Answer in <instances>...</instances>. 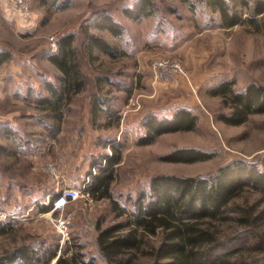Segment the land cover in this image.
Wrapping results in <instances>:
<instances>
[{
	"label": "rangeland",
	"instance_id": "1",
	"mask_svg": "<svg viewBox=\"0 0 264 264\" xmlns=\"http://www.w3.org/2000/svg\"><path fill=\"white\" fill-rule=\"evenodd\" d=\"M133 1L28 0L27 17L11 1L0 0V52L11 55L0 64V206L14 217L8 225L0 222L5 228L0 255L26 244L55 249L51 264L76 249L96 264H108L98 249L97 227L122 219L115 217L109 198H93L87 185L98 168L92 163L111 155L113 145L120 162L114 166L110 191L127 210L155 174L209 175L233 158L257 163L263 156L264 113L250 114L239 125L227 124L217 115L229 113V107L208 89L226 80L234 81L235 91L250 82L264 85V13L257 24L226 27L204 4L191 10L179 0H155L150 17L130 19L123 11ZM99 11L121 24V37L89 26ZM85 26L115 47L116 56L90 51ZM67 33L75 35L85 84L56 117L41 99L48 95L45 82L58 84L60 72L48 57ZM160 60L166 67L152 69ZM178 109L197 116L192 130L137 143L148 116L170 117ZM178 147L215 154L195 162L161 158ZM65 189L78 191L77 197L54 209L53 196ZM246 194L250 200L257 197ZM52 198L51 209L41 211ZM58 219L65 221L63 230ZM221 229L223 238L240 230L232 222ZM259 233L257 240L244 239L234 257L244 264H264V225ZM159 241V235L149 236L139 251L125 252L122 258L129 264H154ZM235 246L234 240L227 250Z\"/></svg>",
	"mask_w": 264,
	"mask_h": 264
},
{
	"label": "trees",
	"instance_id": "2",
	"mask_svg": "<svg viewBox=\"0 0 264 264\" xmlns=\"http://www.w3.org/2000/svg\"><path fill=\"white\" fill-rule=\"evenodd\" d=\"M179 1L187 3L191 10L197 3L206 5L219 14L221 24L226 27L244 21L257 24L261 20L259 15L264 13V0ZM155 8V0H134L123 12L130 19H141L150 17ZM89 23L90 27L106 29L116 37L122 35L123 27L108 12L95 13ZM82 32L90 51L97 49L116 56L117 49L103 37L90 33L87 26ZM74 38L73 33L59 37L57 50L48 57L60 76L58 84L45 82L48 95L41 103L56 117L61 116V106L85 84ZM10 56L7 51L0 52V64ZM233 84V80H226L208 89L209 94L219 95L229 107V113H219L217 118L227 124L239 125L250 114L264 113V85L250 82L242 90L235 91ZM196 122L197 116L188 109H178L170 117L150 115L143 121L144 134L137 143L146 145L167 132L192 130ZM112 147L111 155H102L92 163L98 168L87 185L93 198H109L115 217L122 219L104 228L97 227V245L106 263L129 264L122 254L139 251L149 236L156 235L160 236V241L154 249V264L245 263L234 257L235 252L242 247L244 239L261 237L259 231L264 225V154L257 163L233 158L209 175L155 174L150 178L148 188L137 194L132 208L127 210L112 198L110 191L114 166L120 162L117 145ZM214 154L195 147H178L161 158L172 162H195L212 158ZM246 193L257 197L250 200ZM53 198L41 207V211L51 209ZM229 222L240 230L223 238L221 226ZM9 223L11 220L1 222L2 226ZM2 226L0 234L5 231ZM234 240L237 246L227 250ZM260 240L262 243V238ZM55 256L56 250L49 246L39 250L21 244L1 254L0 264H51ZM52 264L96 262L76 249L69 256L61 254Z\"/></svg>",
	"mask_w": 264,
	"mask_h": 264
},
{
	"label": "built area",
	"instance_id": "3",
	"mask_svg": "<svg viewBox=\"0 0 264 264\" xmlns=\"http://www.w3.org/2000/svg\"><path fill=\"white\" fill-rule=\"evenodd\" d=\"M9 1L12 2L13 8L17 7L18 10L21 11L25 16L27 17L30 16L28 12L29 9L28 0H9ZM50 42H51L50 45L52 47H55V42L51 41V39ZM174 66L178 67L179 64L176 63L174 64ZM163 67H166V65L162 62V60H160L159 62L152 63V69L156 70ZM77 195H78V191L74 189H65L61 193L57 194V196L55 197L53 208L58 209L64 207L68 201L75 199ZM12 218H14L13 215L7 209L0 206V222L7 221ZM56 223H57V227L60 230H63L65 228V221L63 219H58Z\"/></svg>",
	"mask_w": 264,
	"mask_h": 264
}]
</instances>
